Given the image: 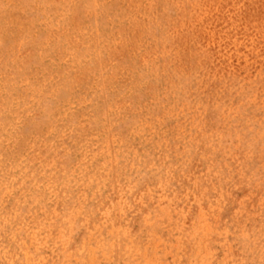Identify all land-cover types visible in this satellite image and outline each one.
Listing matches in <instances>:
<instances>
[{
  "label": "rangeland",
  "instance_id": "obj_1",
  "mask_svg": "<svg viewBox=\"0 0 264 264\" xmlns=\"http://www.w3.org/2000/svg\"><path fill=\"white\" fill-rule=\"evenodd\" d=\"M0 264H264V0H0Z\"/></svg>",
  "mask_w": 264,
  "mask_h": 264
},
{
  "label": "bare ground",
  "instance_id": "obj_2",
  "mask_svg": "<svg viewBox=\"0 0 264 264\" xmlns=\"http://www.w3.org/2000/svg\"><path fill=\"white\" fill-rule=\"evenodd\" d=\"M108 262V261H107Z\"/></svg>",
  "mask_w": 264,
  "mask_h": 264
}]
</instances>
